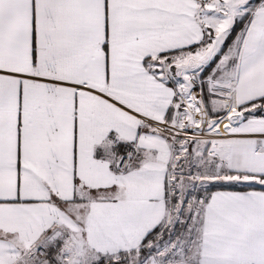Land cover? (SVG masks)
Instances as JSON below:
<instances>
[{"label": "snow or ice", "instance_id": "1", "mask_svg": "<svg viewBox=\"0 0 264 264\" xmlns=\"http://www.w3.org/2000/svg\"><path fill=\"white\" fill-rule=\"evenodd\" d=\"M0 264H264V0H0Z\"/></svg>", "mask_w": 264, "mask_h": 264}]
</instances>
